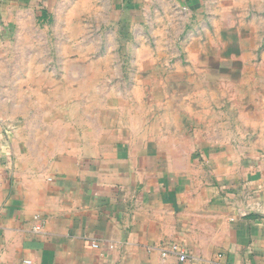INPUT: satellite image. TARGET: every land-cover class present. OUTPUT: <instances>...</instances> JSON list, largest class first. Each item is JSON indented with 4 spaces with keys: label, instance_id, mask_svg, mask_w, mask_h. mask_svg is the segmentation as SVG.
<instances>
[{
    "label": "rangeland",
    "instance_id": "1",
    "mask_svg": "<svg viewBox=\"0 0 264 264\" xmlns=\"http://www.w3.org/2000/svg\"><path fill=\"white\" fill-rule=\"evenodd\" d=\"M200 2L46 0L39 22L2 23L0 151L42 168L121 132L160 136L167 116L176 135L179 106L185 136L264 163V0Z\"/></svg>",
    "mask_w": 264,
    "mask_h": 264
},
{
    "label": "crops",
    "instance_id": "2",
    "mask_svg": "<svg viewBox=\"0 0 264 264\" xmlns=\"http://www.w3.org/2000/svg\"><path fill=\"white\" fill-rule=\"evenodd\" d=\"M45 1L0 0V26L39 22ZM176 1L196 11L201 3ZM176 113V135L167 116L160 136L121 132L91 155L42 168L3 148L0 264H161L172 246L188 264H264L260 155L225 136H185L191 118Z\"/></svg>",
    "mask_w": 264,
    "mask_h": 264
},
{
    "label": "built area",
    "instance_id": "3",
    "mask_svg": "<svg viewBox=\"0 0 264 264\" xmlns=\"http://www.w3.org/2000/svg\"><path fill=\"white\" fill-rule=\"evenodd\" d=\"M36 231H41V226L35 229ZM170 254H175L178 258V264H188L190 261V257L186 251L181 249L178 246H172V248L168 251L162 252V263L167 264V259ZM26 264H31V262H26Z\"/></svg>",
    "mask_w": 264,
    "mask_h": 264
}]
</instances>
